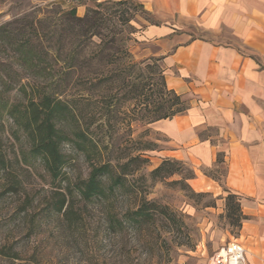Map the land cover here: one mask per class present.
I'll return each instance as SVG.
<instances>
[{"label": "rangeland", "instance_id": "rangeland-1", "mask_svg": "<svg viewBox=\"0 0 264 264\" xmlns=\"http://www.w3.org/2000/svg\"><path fill=\"white\" fill-rule=\"evenodd\" d=\"M97 1L110 6L106 13H110L111 22L117 24L115 31L121 29L116 33L121 49L116 51L115 57L120 58L118 61L125 68V76L142 78L149 85H145L143 94L136 98L132 96L137 93L129 86L119 88L116 83L110 86V82L103 81L95 87L91 100L97 118L94 125L105 119L108 123L93 128L91 136L106 145L111 160L123 162L127 156L137 154L145 158L138 168H134L135 162L129 165L126 182L145 198L168 206L181 221L179 227L164 219L156 222L157 244L165 251L160 260L146 255L142 240L128 235L126 248L130 249V259L139 264H207L220 246L236 237L237 222L235 217H227L223 202L212 193L196 191L192 165L176 157L172 152L175 146L167 135L153 121L147 122L154 115L151 112L154 105L150 101L160 100L156 84L163 69L159 56L155 55L156 45L143 38L142 31L150 17L133 6L131 1L135 0L120 5L112 4L120 0H0V24L24 15L27 16L25 20L45 19L41 23V34L43 47L47 49L43 62L34 68L21 67L12 59L10 49L1 51L0 57L5 63L0 66L11 76V81L4 88L0 87V100L3 103L24 101L30 86L35 85L64 101L85 94L81 81L74 83L66 76L69 28L63 10L75 6L76 15L82 16L86 8ZM123 18L128 20L119 27ZM24 22L27 23L16 22L11 27L28 28ZM103 32L108 31L103 29ZM111 66L107 63L103 70ZM34 71L44 74L35 73V76ZM19 76L20 82L16 79ZM20 83L26 84L24 89L19 87ZM163 97L169 98V95ZM137 99L141 105L136 104ZM83 103L79 101L80 106ZM70 138L71 141L63 144L66 161L62 171L53 180L42 162L29 153L22 131L0 109V156L6 160V174L0 170V264L126 263L125 256L114 254L106 240L100 241L104 227V207L100 202L74 199L79 230L47 211L46 203L56 188L73 186L89 171L88 159L76 148L74 137ZM165 158L177 160V171L151 176L150 171ZM126 204L123 197H118L115 211L121 213ZM79 231L84 233L78 234Z\"/></svg>", "mask_w": 264, "mask_h": 264}, {"label": "crops", "instance_id": "crops-1", "mask_svg": "<svg viewBox=\"0 0 264 264\" xmlns=\"http://www.w3.org/2000/svg\"><path fill=\"white\" fill-rule=\"evenodd\" d=\"M135 1L150 17L143 38L157 47L167 87L188 101L153 124L227 217L234 194L233 240L247 264H264V0Z\"/></svg>", "mask_w": 264, "mask_h": 264}, {"label": "trees", "instance_id": "trees-1", "mask_svg": "<svg viewBox=\"0 0 264 264\" xmlns=\"http://www.w3.org/2000/svg\"><path fill=\"white\" fill-rule=\"evenodd\" d=\"M127 1H115L112 4L120 5ZM131 3L134 7L143 10L142 5L137 1H131ZM106 5L103 1H97L93 6L87 7L82 16L76 15L75 6L63 10V16L69 28L66 76L70 77L74 83L81 81L85 94L73 96L64 101L45 91L41 86L35 85L30 86L24 101L3 103V100H0V109H3L7 119L22 131L28 141L29 153L42 162L53 180L58 178L66 161L63 144L71 141V136L74 137L76 148L89 161V171L85 177L78 178L73 186L56 188L46 203L47 211L67 220L71 226L79 230L78 216L73 208L74 199L82 202L92 200L100 202L104 207L102 214L104 227L100 241L106 240L114 254L125 256V264H139L133 263L130 259V249L126 248L127 236L133 235L137 240H142L146 255H154L157 260H160L165 251L160 244H157L159 231H155L156 222L164 219L179 227L181 221L168 206L145 198L126 182L125 175L130 172L129 165L135 162L134 168H138L139 163L144 162L145 158L137 154L127 156L123 162L117 159L111 160L106 153V145L100 144L91 136L93 128L108 123L105 119L94 125L97 118L91 100L92 90L95 87L103 81L110 82V86L116 83L119 88L129 86L137 93V96H132L136 98L143 94L145 85L149 83L145 84L142 78L136 80L125 76V68L120 66L118 61L120 58L115 57L116 51L121 49L119 39L116 38V33L121 29L115 31L117 24L111 22V16H108L110 13H106L110 6ZM26 18L27 16L24 15L0 24V53L2 50L10 49L12 59L21 67L34 68L43 62V54H47L41 34V23L45 19L25 20ZM127 20L128 18L120 19L119 27H122ZM22 21H27L23 24L28 28L11 27L13 23H22ZM103 29L108 32L105 34ZM1 59L0 57V65H4L5 62ZM107 63L112 66L104 71ZM35 73L44 74L41 71L32 72L36 76ZM160 73L159 82L156 84L159 86L160 100L150 101L154 105L151 109L154 115L147 122L171 117L188 107L187 99L169 89L165 83L163 70ZM10 78L11 76L0 66V87L4 88L10 84ZM16 79L20 82L21 77ZM25 85L20 83L19 87L24 89ZM24 93L26 94L25 91ZM164 95H169V98H164ZM79 101L84 102L83 106H80ZM136 104L141 105L140 100L137 99ZM144 109L148 110V108ZM176 164H178L177 160L165 158L149 174L151 176L172 174L177 171ZM0 170L6 174L4 156H0ZM120 196L127 204L121 213H117L115 204ZM226 205L228 216H233L237 220L235 216L237 203L234 194H227ZM82 233L84 232H78V234ZM118 243L120 246L117 245Z\"/></svg>", "mask_w": 264, "mask_h": 264}, {"label": "built area", "instance_id": "built-area-1", "mask_svg": "<svg viewBox=\"0 0 264 264\" xmlns=\"http://www.w3.org/2000/svg\"><path fill=\"white\" fill-rule=\"evenodd\" d=\"M207 264H247L244 247L238 241L230 240L212 254Z\"/></svg>", "mask_w": 264, "mask_h": 264}]
</instances>
